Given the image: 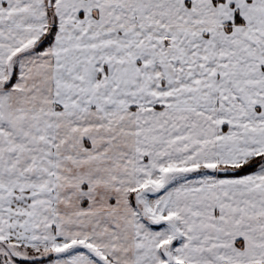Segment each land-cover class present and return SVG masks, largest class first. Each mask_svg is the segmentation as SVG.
Masks as SVG:
<instances>
[{"label":"snow or ice","instance_id":"1","mask_svg":"<svg viewBox=\"0 0 264 264\" xmlns=\"http://www.w3.org/2000/svg\"><path fill=\"white\" fill-rule=\"evenodd\" d=\"M0 264H264V0H0Z\"/></svg>","mask_w":264,"mask_h":264}]
</instances>
